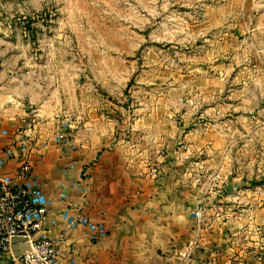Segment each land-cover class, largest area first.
<instances>
[{
    "label": "crops",
    "instance_id": "0c3cea01",
    "mask_svg": "<svg viewBox=\"0 0 264 264\" xmlns=\"http://www.w3.org/2000/svg\"><path fill=\"white\" fill-rule=\"evenodd\" d=\"M243 10L245 23L264 32V0H245ZM27 73L0 86V178L14 177L28 156L49 200L46 234L64 235L56 264H264V108L170 130L164 149L113 144L108 128L83 122L73 141L65 129L75 120ZM64 211L103 222L106 235L90 241ZM29 249L21 238L10 246L14 255Z\"/></svg>",
    "mask_w": 264,
    "mask_h": 264
},
{
    "label": "rangeland",
    "instance_id": "374dc122",
    "mask_svg": "<svg viewBox=\"0 0 264 264\" xmlns=\"http://www.w3.org/2000/svg\"><path fill=\"white\" fill-rule=\"evenodd\" d=\"M244 1L0 0V86L28 71L75 120L73 141L83 122L164 149L170 130L264 108V32Z\"/></svg>",
    "mask_w": 264,
    "mask_h": 264
},
{
    "label": "built area",
    "instance_id": "2783aa9c",
    "mask_svg": "<svg viewBox=\"0 0 264 264\" xmlns=\"http://www.w3.org/2000/svg\"><path fill=\"white\" fill-rule=\"evenodd\" d=\"M61 137L64 141L69 138L64 134ZM6 153L15 156L12 149ZM155 172L151 170L152 174ZM48 210L49 200L24 155L14 177L0 178V257L8 256L12 264H56L57 246L64 235L60 232L57 238H51L46 234L44 220ZM201 211L198 207L194 216L199 218ZM67 213L64 211L65 216ZM68 222L73 227L85 228L90 241L106 235L103 222H93L85 215L68 216ZM15 238L28 241L30 249L14 255L10 246Z\"/></svg>",
    "mask_w": 264,
    "mask_h": 264
},
{
    "label": "water",
    "instance_id": "95a60500",
    "mask_svg": "<svg viewBox=\"0 0 264 264\" xmlns=\"http://www.w3.org/2000/svg\"><path fill=\"white\" fill-rule=\"evenodd\" d=\"M227 188H228L229 190H231V188H230L229 186H227Z\"/></svg>",
    "mask_w": 264,
    "mask_h": 264
}]
</instances>
